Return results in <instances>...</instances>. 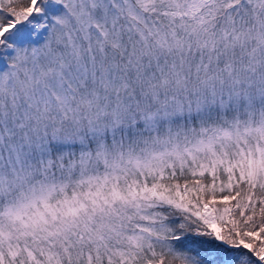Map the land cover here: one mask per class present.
Wrapping results in <instances>:
<instances>
[{
	"label": "snow or ice",
	"instance_id": "snow-or-ice-1",
	"mask_svg": "<svg viewBox=\"0 0 264 264\" xmlns=\"http://www.w3.org/2000/svg\"><path fill=\"white\" fill-rule=\"evenodd\" d=\"M7 51L0 264H264V0H0Z\"/></svg>",
	"mask_w": 264,
	"mask_h": 264
},
{
	"label": "trees",
	"instance_id": "trees-1",
	"mask_svg": "<svg viewBox=\"0 0 264 264\" xmlns=\"http://www.w3.org/2000/svg\"><path fill=\"white\" fill-rule=\"evenodd\" d=\"M55 11L57 13H60L63 11V7L62 6H57V8L55 9ZM13 55V53L11 51H7L4 54H0V74L6 72L9 67V63L8 61L11 59V56Z\"/></svg>",
	"mask_w": 264,
	"mask_h": 264
},
{
	"label": "rangeland",
	"instance_id": "rangeland-1",
	"mask_svg": "<svg viewBox=\"0 0 264 264\" xmlns=\"http://www.w3.org/2000/svg\"><path fill=\"white\" fill-rule=\"evenodd\" d=\"M8 69V68H7Z\"/></svg>",
	"mask_w": 264,
	"mask_h": 264
}]
</instances>
